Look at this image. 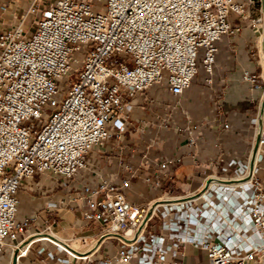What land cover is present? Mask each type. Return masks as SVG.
Segmentation results:
<instances>
[{
	"label": "built area",
	"instance_id": "built-area-1",
	"mask_svg": "<svg viewBox=\"0 0 264 264\" xmlns=\"http://www.w3.org/2000/svg\"><path fill=\"white\" fill-rule=\"evenodd\" d=\"M41 2L34 0L20 25L0 35V252L9 248L12 256L42 234L31 233L37 217L18 218L23 183L46 175L42 186L68 187L87 167L90 152L126 129L130 113L152 88L166 85L176 100L201 67L212 85L217 43L241 31L233 16L260 42V74L243 70L242 82L262 90L264 99V17L253 15L254 7L262 10L261 0H106L100 11L87 0H56L27 35L25 18ZM0 10L10 14L6 6ZM79 52L82 60L75 57ZM31 120L39 126L25 125ZM252 124L248 158L224 161L197 192L135 206L124 191L137 169L123 164L130 176L120 185L102 181L69 200L48 202V210H71L74 202L86 224L102 229L86 254L49 257L61 264H170L169 255L183 257L191 244L206 252L208 264H264V178L258 166L264 122L253 167L258 118ZM203 125L188 119L175 129L194 149ZM230 129L225 123L223 130ZM181 162V156H167L157 166L163 171ZM158 178L145 182L158 186ZM154 219L162 234L149 230ZM106 241L114 243L105 258L96 259Z\"/></svg>",
	"mask_w": 264,
	"mask_h": 264
},
{
	"label": "crops",
	"instance_id": "crops-1",
	"mask_svg": "<svg viewBox=\"0 0 264 264\" xmlns=\"http://www.w3.org/2000/svg\"><path fill=\"white\" fill-rule=\"evenodd\" d=\"M33 1L0 0V7L6 6L10 12L4 14L0 10V35L20 25ZM55 1L42 0L37 13L25 18L27 35L35 31L43 12ZM87 1L96 10L105 7L98 8L92 0ZM232 21L241 27V31L234 37L224 36L217 43L212 85L207 84L209 76L204 71L203 81H200L199 72L190 88L176 100L170 96L166 85L156 87L158 90L152 88L145 94L142 104L130 113L126 129L118 137L113 136L96 146L88 156L87 167L78 172L68 187L62 188L54 183L42 186L48 178L46 175H36L23 183L19 191L21 204L18 218L37 217L31 233L53 232L66 240L80 235L84 239V246L94 242L102 229L97 224H86L76 203L71 202V210L67 207L48 210L47 203L69 200L80 194L83 187H93L102 181L120 185L122 179L130 176L122 172L123 164L137 169L131 186L124 191L127 199L135 206L145 207L170 194L181 196L197 192L206 178L220 173L224 161L232 157L241 160L248 158L256 130L252 120L259 116L262 90H253L250 84L242 82V74L243 70L260 74L257 63V46L260 42L257 35L234 16ZM219 82H226V86H218ZM259 84L264 85V82L259 80ZM188 119L204 124V135L198 139V147L194 149L186 146V137L179 136L175 129ZM225 123L231 125L230 130H223ZM260 149L262 159L258 166L264 178V146ZM167 156H181L182 162L162 171L157 165ZM167 174L173 180H168ZM148 177L153 180L159 177V185H148L145 182ZM153 222L154 225H151ZM149 230L162 234L157 219L150 223ZM56 246L59 245L50 240H37L24 252H19L17 264H61L51 259L48 252H52L55 258H66L69 253L58 252ZM183 251V257L172 258L169 255L167 259L170 264H208L205 251L191 244L185 245ZM12 261L9 248L0 252V264H12Z\"/></svg>",
	"mask_w": 264,
	"mask_h": 264
},
{
	"label": "bare ground",
	"instance_id": "bare-ground-1",
	"mask_svg": "<svg viewBox=\"0 0 264 264\" xmlns=\"http://www.w3.org/2000/svg\"><path fill=\"white\" fill-rule=\"evenodd\" d=\"M259 149V153H260ZM29 239H31V241L27 244L26 241L21 244L18 247L19 252L22 251L24 252L27 248H29L33 243H35L37 240H50L53 243L61 246V248L65 251L68 252L69 254L74 253V254H81L84 255L87 252H89L91 250V248H94V242L90 243L87 246H84V239L82 238H76V239H72V240H66L64 238H61L59 235L55 234V233H50L47 235H41V234H36V235H32ZM28 239V240H29ZM86 243V242H85Z\"/></svg>",
	"mask_w": 264,
	"mask_h": 264
},
{
	"label": "rangeland",
	"instance_id": "rangeland-1",
	"mask_svg": "<svg viewBox=\"0 0 264 264\" xmlns=\"http://www.w3.org/2000/svg\"><path fill=\"white\" fill-rule=\"evenodd\" d=\"M93 2H94V5H96L98 8L99 7H103V6H105L106 5V0H92ZM253 15H254V17H257V16H259V15H261L262 14V10L260 9V7H258V6H256V7H254V9H253ZM254 44H255V42H254ZM83 55H84V52H79V53H76L75 54V57H77V58H79L80 60H82L83 59ZM205 75H204V70H203V68H200V75H199V78H200V81H203V79L205 78L204 77ZM76 78V77H75ZM74 77L72 78V81L75 79ZM63 81H65V80H63ZM153 90H158V88H154ZM53 110V108H51V107H47V111L48 112H51ZM32 123H35L37 126H39V123H37V122H34V121H28V122H26L25 123V125H30V124H32ZM154 223L155 222H153L151 225H154ZM51 233V232H50ZM50 233H42V235H47V234H50ZM76 239V238H80V235H74V236H72V237H70V238H67V239ZM31 241V239H29V240H27L26 241V243L25 244H27V243H29ZM112 243H114L113 241H106V243L104 244V246H103V248L101 249V251H100V253L98 254V256L96 257V259H103V258H105L106 256H107V252H108V250H109V248H110V246L112 245Z\"/></svg>",
	"mask_w": 264,
	"mask_h": 264
},
{
	"label": "water",
	"instance_id": "water-1",
	"mask_svg": "<svg viewBox=\"0 0 264 264\" xmlns=\"http://www.w3.org/2000/svg\"><path fill=\"white\" fill-rule=\"evenodd\" d=\"M261 5H262V13L264 17V0H261ZM263 50H264V33H263ZM263 121H264V99L262 100L260 113L258 116V128H257L256 142H255V147L253 150V155H252V160H251L252 167L255 163L256 155L259 149V142H260V138H261L262 130H263ZM18 255H19V251H17L14 254L12 264H17Z\"/></svg>",
	"mask_w": 264,
	"mask_h": 264
}]
</instances>
